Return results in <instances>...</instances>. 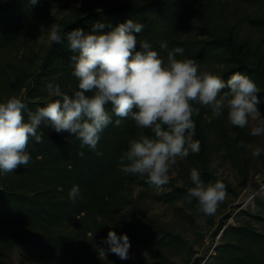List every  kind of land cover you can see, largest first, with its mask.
<instances>
[{
    "label": "trees",
    "instance_id": "obj_1",
    "mask_svg": "<svg viewBox=\"0 0 264 264\" xmlns=\"http://www.w3.org/2000/svg\"><path fill=\"white\" fill-rule=\"evenodd\" d=\"M62 1L0 0V264L19 244L55 254L36 264H175L189 240L147 214L145 193L190 206L194 237H213L193 264H264V188L227 224L208 189L157 194L144 169L172 152L236 194L215 163L246 175L259 150L249 114L264 112V54L243 27L264 42V0H231L260 10L244 22L216 20L217 0H75L80 15L38 56Z\"/></svg>",
    "mask_w": 264,
    "mask_h": 264
},
{
    "label": "rangeland",
    "instance_id": "obj_2",
    "mask_svg": "<svg viewBox=\"0 0 264 264\" xmlns=\"http://www.w3.org/2000/svg\"><path fill=\"white\" fill-rule=\"evenodd\" d=\"M211 8L215 12L216 20L224 19V16H227L228 18L233 17V20L240 18L241 22H244L247 15L260 13V10L256 7L231 0H217ZM81 11L80 4L75 0H63L52 11L39 36L36 47L38 56L45 54L53 40L61 32L63 25L75 19ZM243 34L257 40L260 44L259 50L264 54V42L258 40L259 37L253 29L245 25ZM4 103H7V100ZM249 116L251 127L259 137V150L248 161L247 174L242 175L238 168L222 155L215 163L216 174L221 179L229 182L236 189L237 195L235 193L220 192L206 184H201L196 175L186 170L179 158H176L172 152L164 156L152 157L144 168L146 172L163 180L161 185L154 191L160 194L176 187H185L190 190L206 188L209 191L206 192L209 197L205 200V203L210 204L214 209L217 220H225L226 217L227 224H235L237 222V212L247 208L248 203L251 201V194L261 193L264 188V112L259 109H252ZM140 190V188H137L135 194ZM143 204L148 215L159 219L173 231L183 234L189 240L188 247L185 250L168 253L175 264H193L196 258H206L212 252L216 242L213 241L211 235L203 243L194 237L193 227L197 217L190 206H185L181 202L176 204L161 202L150 193L143 195ZM135 249L142 255L147 254L154 262L159 259L157 253L142 246H136ZM54 256L55 254L49 250L37 248L30 244H19L9 257L8 262L9 264H36L39 260L51 259Z\"/></svg>",
    "mask_w": 264,
    "mask_h": 264
}]
</instances>
